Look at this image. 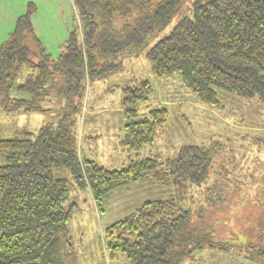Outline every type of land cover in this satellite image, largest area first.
I'll list each match as a JSON object with an SVG mask.
<instances>
[{
	"label": "trees",
	"instance_id": "trees-1",
	"mask_svg": "<svg viewBox=\"0 0 264 264\" xmlns=\"http://www.w3.org/2000/svg\"><path fill=\"white\" fill-rule=\"evenodd\" d=\"M181 2L73 0L79 32H69L56 58L45 52L34 32L35 4L28 3L17 17L0 44V109L49 111L44 105L50 103L51 92L55 99L65 97L66 109L60 114L58 108L57 120L35 133L0 139V264H65L61 237L75 206L69 201L68 182L79 185L83 180L99 212L119 187L150 180L173 191L105 227L110 261L124 256L129 264H182L205 244L221 250L234 247L264 264V221L257 226L255 241L237 232L235 239L206 241L213 229L193 224L192 211L182 205L190 188L204 184L212 172L215 142L181 146L174 158L164 161L140 157L167 118L164 106L139 114L138 105L148 102L152 90L147 81L120 90L124 124L119 145L128 154L126 166L106 170L85 158L73 132L67 109L72 97L82 98L83 82L117 72L124 57L135 56L168 24ZM115 15L132 16L118 32L112 31ZM146 58L154 76L179 75L183 87L208 106L220 105L219 91L264 102V0H193L192 17H179L169 34L150 46Z\"/></svg>",
	"mask_w": 264,
	"mask_h": 264
},
{
	"label": "rangeland",
	"instance_id": "rangeland-1",
	"mask_svg": "<svg viewBox=\"0 0 264 264\" xmlns=\"http://www.w3.org/2000/svg\"><path fill=\"white\" fill-rule=\"evenodd\" d=\"M192 2L182 0L168 24L147 40L148 44L140 47L135 56L124 57L117 72L103 79L84 81L82 98L75 95L71 98V106L74 104L77 109L71 110L68 105L67 110L71 111L73 132L80 140L82 155L106 170L124 167L129 159L119 145L124 124L120 90L147 81L152 90L148 102L138 105L139 114H145L151 107L164 106L167 118L155 140L141 150L140 157L157 156L164 161L174 158L181 146H209L215 142L212 172L204 184L190 188L182 205L192 211L193 224L204 223L213 229V233L204 236L206 241L235 239L234 232L240 233L244 240L255 241L257 226L264 221V102L219 91L220 105L208 106L183 87L179 75L154 76L146 58L150 46L168 35L179 17H192ZM28 3L36 7L31 23L41 47L56 58L69 32L73 29L79 32L73 0H0V44ZM131 17L115 15L112 31H120ZM64 98L55 99L51 92L50 103L44 105L49 111L45 112L0 109V139L16 137L25 131L35 133L56 121L58 108L61 107L60 114L66 109L62 108ZM68 188L69 201L75 206L67 232L61 237L65 264H129L124 256L115 261L108 259L103 237L105 227L126 218L143 202L173 193L172 189L150 180L119 187L109 194L102 205L103 211L99 212L84 180L79 185L69 181ZM200 237L202 234H198ZM182 264L261 263L256 258H245L234 247L221 250L201 244Z\"/></svg>",
	"mask_w": 264,
	"mask_h": 264
}]
</instances>
